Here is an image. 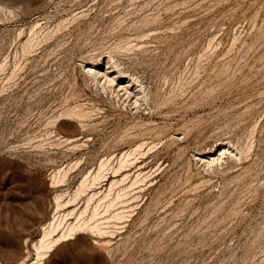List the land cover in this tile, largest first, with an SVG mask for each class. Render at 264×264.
<instances>
[{
    "label": "rangeland",
    "instance_id": "1",
    "mask_svg": "<svg viewBox=\"0 0 264 264\" xmlns=\"http://www.w3.org/2000/svg\"><path fill=\"white\" fill-rule=\"evenodd\" d=\"M0 264H264V0H0Z\"/></svg>",
    "mask_w": 264,
    "mask_h": 264
},
{
    "label": "bare ground",
    "instance_id": "2",
    "mask_svg": "<svg viewBox=\"0 0 264 264\" xmlns=\"http://www.w3.org/2000/svg\"><path fill=\"white\" fill-rule=\"evenodd\" d=\"M136 149H137V148H136ZM126 157H127V156H126ZM122 166H123V164H122ZM119 169H120V168H119ZM121 169H122V167H121ZM120 180H121V179H120ZM114 181H116V179H115ZM117 181H118V180H117ZM121 181H122V180H121ZM114 183L119 184L118 182H114ZM114 183L112 182L111 185H114ZM83 184H85V183H83ZM88 186H89V185H88ZM85 187H87L86 184H85ZM111 187H112V186H110V188H111ZM128 188H129V187H128ZM79 189H80V187H79ZM81 189H82V186H81ZM81 189H80V190H81ZM126 189H127V188H126ZM77 190H78V189H77ZM83 190H84V189H83ZM85 190H86V189H85ZM85 190H84V192H85ZM112 191H113V190H112ZM119 191H120V190H119ZM78 192H79V191H78ZM81 193H83V191H82ZM81 193H78V194H81ZM78 194H75V196H77ZM106 194H107V193H106ZM94 195H95V193L92 194V195L88 198L89 202H91L90 200L93 198ZM96 195H97V193H96ZM108 195H109V193H108ZM122 196H123V195H122ZM120 197H121V195H120L119 193L116 194V197H114L113 199H111L108 203H107V201H106L107 206L112 207L113 204H114V205H115V203L117 204V202H118L117 199H119ZM76 198H77V197H76ZM76 198H75V199H76ZM103 198H104V197H103ZM122 198H123V197H122ZM73 200H74V199H73ZM100 200H101V199H100ZM102 201H103V200H102ZM116 201H117V202H116ZM119 201H120V199H119ZM68 202H69V200H68ZM100 202H101V201H100ZM104 202H105V201H104ZM69 203H71V202H69ZM98 203H99V202H98ZM65 204H66V203H65ZM60 205H61V202H58V206H60ZM87 205L89 206V204H87ZM114 205H113V206H114ZM62 206H63V205H62ZM109 207H106V208H109ZM115 207H117V206H115ZM96 208H97V206H95L94 210H92V211H93V214H92L93 216L96 214ZM98 208H99V207H98ZM109 209H110V208H109ZM85 210H87V209L85 208ZM97 212H98V209H97ZM121 212H122V211L120 210V211L115 212V214H114V213H113V214H114L115 216H117L118 218L122 219L121 216L123 215V213H122V215H121ZM82 214H83V213H82ZM114 215H113V216H114ZM120 215H121V216H120ZM93 216H92V217H93ZM98 216H99V215H98ZM116 219H117V218H116ZM94 220H95V219H94ZM113 220H114V219H113ZM118 220H119V219H118ZM77 222H78V223H71V224H68V228H67V227H66L67 229L65 228L67 232H66L65 230H63L64 232H63V233L61 232L62 234H60L57 238L52 239L51 242H52V243H55V242H57L58 240H60L61 238L64 239V238H63L64 236H66V235H70V234H74V233H77V232H79V231L82 230V229L85 230V228H86V229H88V228H89V229H90V228H96V229L98 228V229H99V228H100L99 225L97 224L98 222H96V224H95V223L92 224L91 222L89 223V221H88V222H84V221L82 220L83 223H80V222H79V219L77 220ZM50 226H51V225H50ZM59 226H60V224H58V226H56V228L53 227V229L55 228L54 230H53L52 228H51V229H52L53 231H55ZM100 226L102 227V225H100ZM51 227H52V226H51ZM59 228L61 229V227H59ZM102 230H103V229H102ZM102 230H100V231H102ZM53 231H52V232L49 231L50 233H48V234H53V233H55V232H53ZM91 231H92V229H91ZM94 231H95V230H94ZM46 232H47V231H46ZM48 234H47V235H48ZM47 235L45 234V236H47ZM45 236H44V237H45ZM50 237H51V236H50ZM47 238H48V237H47ZM51 238H53V237H51ZM43 239H44V238H43ZM48 240H49V239H48ZM40 241H41V240H40ZM45 241H46V238H45ZM58 242H59V241H58ZM49 243H50V241H49ZM49 243H48V245L50 246L51 243H50V244H49ZM44 244L47 245L46 242H45ZM44 244H43V245H44ZM56 244H57V243H56ZM39 245H40V244H39ZM46 245H45V246H46ZM53 245H54V244H53ZM41 246H42V244H41ZM38 247H39V246H38ZM50 247H52V246H50ZM39 248H40V247H39ZM39 248H38V249H39ZM45 250H46V248H45ZM41 251H42V250H41ZM42 253H43V252H42ZM42 253H41V254H42ZM45 253H46V252H45ZM43 254H44V253H43ZM41 257H42V256H41Z\"/></svg>",
    "mask_w": 264,
    "mask_h": 264
}]
</instances>
